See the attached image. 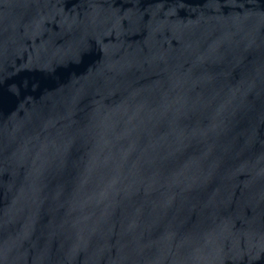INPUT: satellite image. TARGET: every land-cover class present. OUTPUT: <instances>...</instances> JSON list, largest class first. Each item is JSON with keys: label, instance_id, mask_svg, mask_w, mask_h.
<instances>
[{"label": "water", "instance_id": "obj_1", "mask_svg": "<svg viewBox=\"0 0 264 264\" xmlns=\"http://www.w3.org/2000/svg\"><path fill=\"white\" fill-rule=\"evenodd\" d=\"M0 264H264V0H0Z\"/></svg>", "mask_w": 264, "mask_h": 264}]
</instances>
